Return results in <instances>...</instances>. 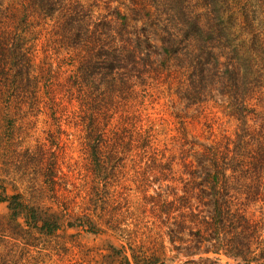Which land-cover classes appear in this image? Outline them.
I'll list each match as a JSON object with an SVG mask.
<instances>
[{"label":"trees","instance_id":"1","mask_svg":"<svg viewBox=\"0 0 264 264\" xmlns=\"http://www.w3.org/2000/svg\"><path fill=\"white\" fill-rule=\"evenodd\" d=\"M23 1L25 9L17 6L12 13L15 24L0 30V101L11 99L14 106L0 120V148L18 142L25 130L44 134L35 168L52 202H28L18 191L6 195L8 188L0 184V202L8 210L0 217L2 263L7 246L22 243L20 252H12L30 260L29 247L37 248L40 237L81 227L120 241L99 254L110 264H168L163 230L154 236L147 226L156 211L154 221L168 228L170 241L196 236L205 243L176 264H220L218 257L202 253L223 254L236 264H264V0H210L202 19L184 27L195 32L185 42L187 53L176 59L174 54L175 69L169 67L159 80L198 105L205 141H188L183 121L173 119L181 145L174 159L164 158L156 140L158 123L145 105L155 88L146 79L161 73L147 62L138 66L133 44L113 42L128 36L124 23L106 19L97 0ZM197 33L201 37H194ZM177 43L163 42L164 51H174ZM47 49L70 51L58 59L57 71L54 54L53 60L47 52L34 62L35 54ZM19 95L25 97L14 105ZM75 143L87 155L83 172L71 168L78 162L68 153ZM198 153L206 162L202 169L187 159ZM151 166L159 168L166 191L149 193ZM140 169L138 208L151 214L129 230L121 218L124 206L128 211L123 190L129 170ZM173 231L193 235L175 239Z\"/></svg>","mask_w":264,"mask_h":264},{"label":"rangeland","instance_id":"2","mask_svg":"<svg viewBox=\"0 0 264 264\" xmlns=\"http://www.w3.org/2000/svg\"><path fill=\"white\" fill-rule=\"evenodd\" d=\"M17 2H19L18 5H16ZM97 2L102 4L103 9L100 11L104 13L103 16L106 19L116 25L124 23L128 29V36H117L119 39L113 42L117 45L124 43L133 44L130 46L135 48L134 50H136L140 58L138 66L142 67L143 63L147 62L154 70H158L161 73L159 77L146 79V85L148 86L149 81L152 80L150 85L155 88L153 91L151 89L149 95L145 97V105L149 107V111L152 112V117L158 123L157 129L159 131L156 133V140H159L158 146L164 152V158L172 157L174 159L181 148L179 142L180 135L177 130L173 129V119L175 118L183 121L185 131L181 132L183 136L188 137V141H192L193 143L195 141H199V143L204 142L205 139L201 124L202 118L198 105L189 104L187 100L178 97L177 92H174L176 91V87L170 86V84L159 80V78H161L163 72L169 69V67L173 70L175 69L176 61L172 58L174 54H176L174 56L176 59L178 55L183 56L184 53H187L185 42L189 40V35L195 32L189 29L187 30L184 27L186 25L191 26L190 24L199 17L202 19L204 3L211 5L212 2L210 0H97ZM16 7L25 9V2L23 0H0V30L4 29L7 24H15V20H12V13ZM155 26H159L157 32L154 29ZM173 37L175 40H171ZM194 37L201 36L197 33ZM125 38L134 40L123 41ZM193 39L195 40V38ZM170 41L178 43L177 46H173L175 52L170 48V53H166L163 48V42L168 45ZM36 43L38 45L42 44L43 38H38ZM198 48L200 50V46ZM46 53L52 60L54 54V62H52L55 64L53 65V69L57 71L58 59L68 56L70 51L66 49L54 53L52 49L50 51L47 49L46 52L35 54L34 62L37 63V60L45 57L44 54ZM149 69L151 70V68ZM24 97L25 95H19L16 99L14 98V105L16 102L22 101ZM10 101L9 99L0 101L1 121L6 119L9 115L7 112L10 109L11 111L13 110L14 106H12V103L10 104ZM219 115L221 118L227 117L221 113ZM231 122L232 120L229 119L228 124H231ZM162 128L164 129L162 130ZM25 132L24 137L18 142L8 147L0 148V184L6 185V188H8L6 195L18 191L22 192L28 202L38 201L42 202L43 205H48L52 202L50 192L47 189H42L39 173L37 168H35L37 165L39 143L42 141L44 134L38 129L30 133H27L26 130ZM196 147L198 150L201 149V146ZM68 153L74 157L75 162L78 161L71 168H75V171L81 169L83 172V165L85 162H88L87 155L82 150H79L77 143L70 144ZM187 159L192 161L193 166L197 169H202L206 165V162H204L203 157L199 153L196 155L187 154ZM160 160L162 163H165L163 158H160ZM154 167L156 166L154 165ZM154 167H148L149 184L151 185L149 193L151 194H154L153 190L155 189L166 191L164 187L166 182L160 179L161 176L158 173L159 168L157 167V171H155L153 169ZM145 170L146 168L143 172ZM63 171L69 172V175H71L69 177H71L70 180L72 182L79 183V180L75 179V172L68 171L65 167ZM128 173L130 179L125 182L126 189L123 190L128 211L125 210L124 206L121 211V218L126 222V227L132 230L138 226L139 219L151 214V212L145 211L144 213L143 209L138 208L141 204V194L138 191V185L142 177V169H140V173L132 170H129ZM145 175H147L146 172ZM132 179H136L137 181ZM73 187L71 184L68 185V188L71 190ZM0 191H2L1 188ZM164 198L167 199L169 197L164 195ZM205 207L208 208L209 204L205 205ZM254 209V203L249 204V210L254 212ZM7 212L6 203L0 202V217L6 216ZM152 212L157 213L156 211ZM153 213V217L149 218L147 226L150 233L154 236H157L156 233L163 230L161 240L167 248L166 256L172 259V261H168V264L182 262L186 259L185 255L190 251L199 252L202 246V248H205V243H200L196 236L185 243L180 240L170 241L171 238H168V228L165 226L162 228L161 222L154 221L155 217ZM262 234L264 235V229L262 230ZM172 235L177 239L181 236L186 237L193 234L192 232L178 234L173 231ZM119 243L120 241L106 234H92L81 229V227H64L58 231L56 236L40 237L37 248L29 247L30 257L27 258H32L30 260L16 253L20 252V248L23 247V244L20 242L15 243V247H11L10 249L7 246L3 254L7 255L5 256L6 264H110L108 259H104L99 254H105V249L109 244L118 245ZM174 245L179 247L174 250ZM14 249L16 252H12ZM202 255L203 257H218L220 264H236L235 260L225 257L223 254L208 255L202 253ZM2 261V258H0V264Z\"/></svg>","mask_w":264,"mask_h":264}]
</instances>
